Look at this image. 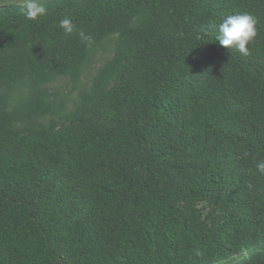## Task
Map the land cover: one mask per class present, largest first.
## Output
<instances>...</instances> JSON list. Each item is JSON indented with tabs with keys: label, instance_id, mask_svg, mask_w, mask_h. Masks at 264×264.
Wrapping results in <instances>:
<instances>
[{
	"label": "trees",
	"instance_id": "obj_1",
	"mask_svg": "<svg viewBox=\"0 0 264 264\" xmlns=\"http://www.w3.org/2000/svg\"><path fill=\"white\" fill-rule=\"evenodd\" d=\"M42 2L0 4V264H264V0Z\"/></svg>",
	"mask_w": 264,
	"mask_h": 264
},
{
	"label": "clouds",
	"instance_id": "obj_2",
	"mask_svg": "<svg viewBox=\"0 0 264 264\" xmlns=\"http://www.w3.org/2000/svg\"><path fill=\"white\" fill-rule=\"evenodd\" d=\"M48 9L44 6L42 0H24V5L20 12L28 20H36L47 14ZM257 19L251 13L241 12L225 16L221 22L216 25L217 39L221 46L227 49H235L241 56L249 55L247 45L255 39L258 34ZM59 27L67 36L74 32L86 47H91L94 39L91 34L83 29L77 30L76 25L69 17L59 21ZM257 168L264 172V161L258 163Z\"/></svg>",
	"mask_w": 264,
	"mask_h": 264
},
{
	"label": "rangeland",
	"instance_id": "obj_3",
	"mask_svg": "<svg viewBox=\"0 0 264 264\" xmlns=\"http://www.w3.org/2000/svg\"><path fill=\"white\" fill-rule=\"evenodd\" d=\"M3 2H13V3L22 4V3H24V0H0V4L3 3ZM93 68L90 71H92Z\"/></svg>",
	"mask_w": 264,
	"mask_h": 264
}]
</instances>
